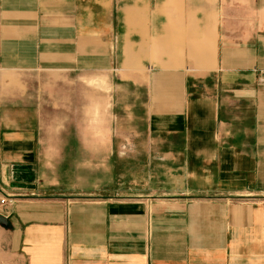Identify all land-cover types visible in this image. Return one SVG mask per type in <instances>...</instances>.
I'll list each match as a JSON object with an SVG mask.
<instances>
[{
  "label": "crops",
  "instance_id": "0c3cea01",
  "mask_svg": "<svg viewBox=\"0 0 264 264\" xmlns=\"http://www.w3.org/2000/svg\"><path fill=\"white\" fill-rule=\"evenodd\" d=\"M25 1L1 7L0 67L116 71L119 127L4 133L41 169L0 210L9 264H264V0Z\"/></svg>",
  "mask_w": 264,
  "mask_h": 264
},
{
  "label": "rangeland",
  "instance_id": "374dc122",
  "mask_svg": "<svg viewBox=\"0 0 264 264\" xmlns=\"http://www.w3.org/2000/svg\"><path fill=\"white\" fill-rule=\"evenodd\" d=\"M15 1L18 0L9 2L0 0V11L3 9L1 8L3 3L7 2L10 5ZM21 2L27 1L21 0ZM113 3L114 15H117L116 0ZM189 13L190 10L187 8L176 10L178 15ZM116 58L118 60L119 57L114 56L113 61L117 64ZM117 75L116 71L110 70L60 73L44 70H9L0 67V210L8 206L9 199L12 198L10 196L25 194L30 192V188L34 185L38 186L41 176L39 166L29 169L11 167L9 154L3 149L6 143L4 133L7 130L24 128L25 121L31 119L34 129L41 132L45 129V137L40 136L45 139L49 138L46 128L50 127V124L60 129H68L69 133L74 132V124H79L82 131L89 133L91 129L97 136L103 133L106 124L109 130H115L119 125L116 124L115 119L113 120L111 111L116 113L117 109L116 104L112 106L110 99L113 90L114 95L120 94ZM113 142L120 143L121 140L117 137ZM120 144L118 155L126 156L133 152V146L127 140ZM40 152L35 153L38 164L43 158ZM88 155V152H66L64 161L73 159L83 162L89 159ZM101 158L103 156H97V159ZM64 166L68 167V164L65 163ZM81 171L87 172L86 169ZM0 264H9V257L5 255L3 246L0 248Z\"/></svg>",
  "mask_w": 264,
  "mask_h": 264
},
{
  "label": "water",
  "instance_id": "95a60500",
  "mask_svg": "<svg viewBox=\"0 0 264 264\" xmlns=\"http://www.w3.org/2000/svg\"><path fill=\"white\" fill-rule=\"evenodd\" d=\"M9 219L7 216L0 213V225L3 227H8Z\"/></svg>",
  "mask_w": 264,
  "mask_h": 264
},
{
  "label": "built area",
  "instance_id": "2783aa9c",
  "mask_svg": "<svg viewBox=\"0 0 264 264\" xmlns=\"http://www.w3.org/2000/svg\"><path fill=\"white\" fill-rule=\"evenodd\" d=\"M3 202H5V200H3Z\"/></svg>",
  "mask_w": 264,
  "mask_h": 264
}]
</instances>
